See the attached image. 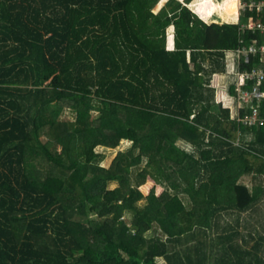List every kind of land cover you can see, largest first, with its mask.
Masks as SVG:
<instances>
[{
  "label": "trees",
  "instance_id": "16d2710c",
  "mask_svg": "<svg viewBox=\"0 0 264 264\" xmlns=\"http://www.w3.org/2000/svg\"><path fill=\"white\" fill-rule=\"evenodd\" d=\"M238 9L0 0V264H264V125L231 117L235 85L215 82L228 51L264 41L241 28L264 14ZM121 139L102 165L96 146Z\"/></svg>",
  "mask_w": 264,
  "mask_h": 264
},
{
  "label": "built area",
  "instance_id": "2783aa9c",
  "mask_svg": "<svg viewBox=\"0 0 264 264\" xmlns=\"http://www.w3.org/2000/svg\"><path fill=\"white\" fill-rule=\"evenodd\" d=\"M247 8L255 9L259 16L264 14V0H251L249 2H240V10ZM241 28H249L251 30L258 29L264 35V22L261 19L249 17L246 23L241 25ZM243 41V40H242ZM232 54L231 72L234 77L235 94L232 103L235 109V117L239 122L249 126H263L264 114L261 111L262 103L264 102V68L261 66H253L252 68L241 67L244 62H248L251 55H258L261 61H264V41L258 39L251 43H242L241 46L234 51L227 53V56ZM232 105L228 107L231 109ZM247 107L244 114L241 109Z\"/></svg>",
  "mask_w": 264,
  "mask_h": 264
},
{
  "label": "rangeland",
  "instance_id": "374dc122",
  "mask_svg": "<svg viewBox=\"0 0 264 264\" xmlns=\"http://www.w3.org/2000/svg\"><path fill=\"white\" fill-rule=\"evenodd\" d=\"M240 2L241 1L239 0V9H238L239 11L238 12H240ZM162 6H160L158 8V6L156 4L153 9H154V11H158ZM204 19H206V18H204ZM228 63L231 64V62H228ZM230 64L227 65L228 69L230 68ZM223 79H225L226 82L229 80L228 77H226V76H224ZM231 99H232L231 97H228V99L227 98H224V100H223V97H222V101H224V102H222V104H223V106L232 105V107L231 106L230 107H231V114L233 115V114H235V109H234V106H233V103H232ZM66 105H67V103H66ZM95 115H97V110H94L93 111V116H95ZM74 118H75V112L71 108H69V107L66 106L64 108V110L62 111V113H61V119H74ZM131 145H132V143H131L130 140H128V139H121L120 143L117 146H115V147H109V146H105V145H98V146H96V151L101 152V153L104 154V157L100 161V163L102 165H105V166L110 165L111 162L113 161V159L115 158V156L117 155L118 151H120V150H124L125 151V150L129 149V147ZM144 163H145V161L143 162V164ZM250 178H253V175L251 177L248 176V179H250ZM108 185H109V187H115L116 185H118V182L112 180V181L109 182ZM140 203H144V202L141 201ZM262 206H264V205H262ZM247 218L249 220H251L252 219V216L251 217H247ZM125 219L128 222H130V220H131V213H126L125 214ZM223 219L228 220L230 222L234 221V217L231 214H225L224 213ZM252 221L253 220H251V222ZM253 226L256 228V230L263 231L264 230V219L255 221V223L253 224ZM239 230L242 231L241 233H244L245 232L247 234L250 231H252L255 234L254 235L255 239L249 240V243L247 244V247L251 248L252 247V244H254L255 243V240L257 239V236H258L257 235V232L255 230H252V228H251L250 225L249 226L240 225L239 226ZM160 234L164 237V235H163L162 232H160ZM262 251H260V255H261V257L263 258V261H264V251L263 252ZM156 259H157L158 263H161V264L165 263V260L162 257H157Z\"/></svg>",
  "mask_w": 264,
  "mask_h": 264
},
{
  "label": "crops",
  "instance_id": "0c3cea01",
  "mask_svg": "<svg viewBox=\"0 0 264 264\" xmlns=\"http://www.w3.org/2000/svg\"><path fill=\"white\" fill-rule=\"evenodd\" d=\"M246 22H244V23H246ZM229 52H232V50L228 51L227 53H229ZM232 61L234 62V59H232V54H230L229 57L226 54V70L216 75L215 82L217 83V85L225 87L227 85L234 83V79H233L234 75L231 72H229V69L227 67V65L230 64L228 62H231V64H232ZM231 64H230V67H231ZM224 76L228 77L229 80L227 82L225 81V79H223ZM232 95H234V94H232L230 92H227L225 94L222 93L223 100H224V98L228 99V97H231ZM232 100H233V98L231 99V101ZM225 107H228V106H225ZM230 113H231V109H230ZM231 117H232V114H231Z\"/></svg>",
  "mask_w": 264,
  "mask_h": 264
}]
</instances>
